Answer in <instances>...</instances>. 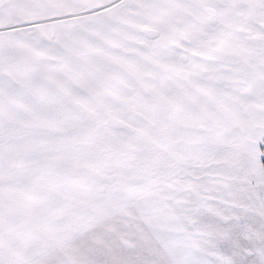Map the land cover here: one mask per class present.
Wrapping results in <instances>:
<instances>
[{"label":"snow or ice","instance_id":"obj_1","mask_svg":"<svg viewBox=\"0 0 264 264\" xmlns=\"http://www.w3.org/2000/svg\"><path fill=\"white\" fill-rule=\"evenodd\" d=\"M0 264H264V0H0Z\"/></svg>","mask_w":264,"mask_h":264}]
</instances>
